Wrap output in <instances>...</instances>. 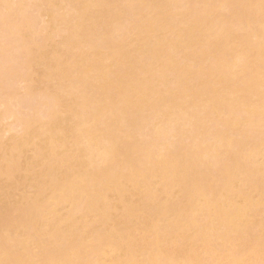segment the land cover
I'll list each match as a JSON object with an SVG mask.
<instances>
[{"label": "bare ground", "instance_id": "1", "mask_svg": "<svg viewBox=\"0 0 264 264\" xmlns=\"http://www.w3.org/2000/svg\"><path fill=\"white\" fill-rule=\"evenodd\" d=\"M0 264H264V0H0Z\"/></svg>", "mask_w": 264, "mask_h": 264}]
</instances>
